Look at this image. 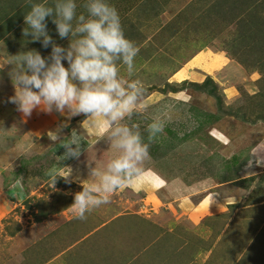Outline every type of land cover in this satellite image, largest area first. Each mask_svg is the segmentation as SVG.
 Masks as SVG:
<instances>
[{"label":"rangeland","instance_id":"obj_1","mask_svg":"<svg viewBox=\"0 0 264 264\" xmlns=\"http://www.w3.org/2000/svg\"><path fill=\"white\" fill-rule=\"evenodd\" d=\"M75 2L77 15L87 16V0ZM106 2L117 9L126 38L140 49L134 74L129 77L121 64L120 76L141 80L144 99L149 94L156 99L144 100L146 109L130 123L139 124L147 143L151 117L167 122L150 145L144 170L182 190L201 181L227 203L218 211L189 214L163 192L158 199L124 186L86 220L74 219L79 181L92 179L84 159L100 167L116 153L100 139L77 161L81 169L72 167L71 183L57 177L52 186V177L39 171L52 161L45 131L59 114L33 110L24 117L10 101L12 65H5L0 69V264H264V166L249 155L264 137V0ZM32 3L54 6L55 0H0V64L32 49L50 56L51 46L23 35ZM46 23L55 43L67 48L69 39L59 37L52 18ZM200 50L222 52L230 61L227 70L174 82L172 74ZM200 196L199 191L192 195V204Z\"/></svg>","mask_w":264,"mask_h":264},{"label":"clouds","instance_id":"obj_2","mask_svg":"<svg viewBox=\"0 0 264 264\" xmlns=\"http://www.w3.org/2000/svg\"><path fill=\"white\" fill-rule=\"evenodd\" d=\"M84 7L87 16L77 15L75 0H55L54 6L32 3L24 15L25 37L39 42L43 48L51 46V54L44 57L35 49L18 52L4 64L12 65L8 75L15 90L10 101L24 116L33 110L47 114L57 112L70 119L84 115L83 122L90 127L99 126V139H106L116 155L103 166L92 167L89 160V178L82 190L74 194L71 205L74 219L86 220L87 213L109 204L117 190L139 176L150 160V145L164 132L166 120L153 115L147 126L148 142L139 124L130 123L134 115L144 111L146 88L139 79L128 80L120 76L119 65L126 66L129 77L134 74V59L140 49L126 38L117 9L106 0H87ZM52 18L60 38H68L67 48L55 43L47 30L46 19ZM70 37H76L70 41ZM67 62V67L64 66ZM67 123L49 131L48 139L59 143L64 153L62 160L79 159L87 149L75 129L70 135H62ZM67 137V139H65ZM97 140V141H98ZM96 141V142H97ZM258 166H264L259 158ZM61 167V166H60ZM63 174L52 170V186L57 177L71 183L72 168L65 166Z\"/></svg>","mask_w":264,"mask_h":264},{"label":"crops","instance_id":"obj_3","mask_svg":"<svg viewBox=\"0 0 264 264\" xmlns=\"http://www.w3.org/2000/svg\"><path fill=\"white\" fill-rule=\"evenodd\" d=\"M230 64L229 59L222 52H212L209 50H200L195 55L191 56L181 67H179L173 74L172 80L174 82H178L181 80L187 79H198L199 75H209L211 77L216 76L221 73V71L227 70V66ZM151 94L145 97V102H151L156 99H150ZM59 114V121L53 126L52 129H48L45 131L46 134L49 131H55L56 128L70 121V128H63L62 135L67 136L70 135L73 129L80 134L81 138L84 140L82 142V146L87 149V152H82L79 159H67L62 160L57 163L58 157L64 153V148L57 144H53L51 142L50 148V157L52 159L51 163L44 168L41 169L40 175L43 178H50L53 176L52 170L56 169V174L63 173L64 169L62 167H78L80 168V164H77V161L83 160V157L87 156L88 152L93 148V144L99 139V126L90 127L88 123L83 122L86 118L84 115H78L72 118H68L66 114ZM48 135V134H47ZM216 138V137H214ZM67 139V137H65ZM99 141V140H98ZM249 155L253 160L255 165H257V161L259 158L264 159V137L259 139L249 151ZM113 156V155H111ZM95 162V161H94ZM84 163H89V160L84 159ZM61 166V167H60ZM81 169V168H80ZM150 172L151 170H143V172L132 179V181L125 186L129 187L134 191H143L147 197L150 194L152 196H158V193H164L166 196L172 200L178 199L177 207L182 208L185 212L188 211L189 214L192 213L193 210L199 209L202 213H211L214 211H218L225 202L224 198H220L219 195L215 192H210L208 187H205L201 181L199 183H193L190 186H185V189H177L175 185L173 186V181H165L160 176L155 174L158 178H155ZM75 176V173H72ZM197 191L201 192V196L199 201L196 204H192L191 196L194 195ZM186 195L183 197V195ZM159 199V196H158ZM229 203V202H228Z\"/></svg>","mask_w":264,"mask_h":264}]
</instances>
